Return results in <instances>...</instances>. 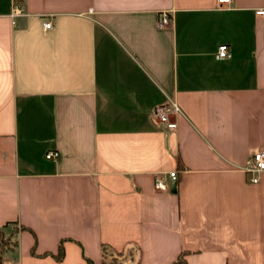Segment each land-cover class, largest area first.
Returning a JSON list of instances; mask_svg holds the SVG:
<instances>
[{"label":"crops","instance_id":"0c3cea01","mask_svg":"<svg viewBox=\"0 0 264 264\" xmlns=\"http://www.w3.org/2000/svg\"><path fill=\"white\" fill-rule=\"evenodd\" d=\"M259 7L0 0V264H264ZM168 101L173 131L150 117Z\"/></svg>","mask_w":264,"mask_h":264},{"label":"built area","instance_id":"2783aa9c","mask_svg":"<svg viewBox=\"0 0 264 264\" xmlns=\"http://www.w3.org/2000/svg\"><path fill=\"white\" fill-rule=\"evenodd\" d=\"M233 0H216L218 6L228 5ZM19 8L13 6L10 15L19 13ZM256 13L264 14V7L256 8ZM168 23V14L166 11H161L156 19V27L162 28ZM42 28H51V23L49 21L42 22ZM216 55L219 58L230 57L229 47L225 44H219L216 48ZM180 109L174 101H168L165 103L156 104L151 112L150 117L153 123L162 126L167 131H173L176 128L175 117L179 115ZM58 153L54 150H49L44 153V158L53 160L57 157ZM243 171L250 174L249 181L252 183H257L259 180V175L264 172V150L255 151L250 159L247 161L246 165L243 167ZM166 176L170 180H175L176 171L172 170L166 173ZM153 188L164 190L166 188L162 177L157 175L153 180Z\"/></svg>","mask_w":264,"mask_h":264},{"label":"trees","instance_id":"16d2710c","mask_svg":"<svg viewBox=\"0 0 264 264\" xmlns=\"http://www.w3.org/2000/svg\"><path fill=\"white\" fill-rule=\"evenodd\" d=\"M19 228L20 229H26L23 226H20ZM9 245H10V242H9L8 238L5 236L4 232L0 229V256H1V253L5 249H7L9 247ZM30 252L32 254H34V252H33V246L31 247ZM54 257L57 260L61 259V257H62V245H61V242H59V244H58L57 253L54 255ZM84 260H85V264H92V262L89 259L85 258ZM170 264H186L185 261L183 260V254L182 253L179 254L177 256L176 260L173 261Z\"/></svg>","mask_w":264,"mask_h":264}]
</instances>
